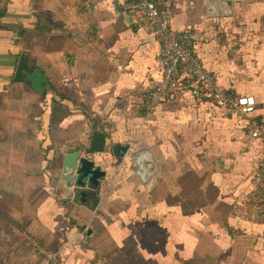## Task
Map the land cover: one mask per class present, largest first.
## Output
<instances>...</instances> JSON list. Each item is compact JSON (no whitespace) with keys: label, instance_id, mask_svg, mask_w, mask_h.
Listing matches in <instances>:
<instances>
[{"label":"crops","instance_id":"obj_1","mask_svg":"<svg viewBox=\"0 0 264 264\" xmlns=\"http://www.w3.org/2000/svg\"><path fill=\"white\" fill-rule=\"evenodd\" d=\"M53 1L0 0V35L12 39L0 46V101L10 99V110L23 104L0 123L7 133H0V264H44L25 231L65 249L58 264H105L92 245L105 249L106 264H264V213L254 217L242 205L264 136L184 86L145 120L148 94L163 75L162 46L136 0H97L89 9L84 0H57L60 10L65 2L78 8L56 9L60 29L48 17ZM156 2L173 11L175 26L193 30L224 90L255 96L251 118L264 130V0ZM31 47L47 68L25 72L42 78L29 91L14 78L32 61ZM117 144L130 146L124 157L114 154ZM68 146L95 162L94 176L104 175L101 194L85 185L75 200L65 197ZM203 146H229V156L203 158ZM144 150L151 161L137 170L129 154Z\"/></svg>","mask_w":264,"mask_h":264},{"label":"built area","instance_id":"obj_2","mask_svg":"<svg viewBox=\"0 0 264 264\" xmlns=\"http://www.w3.org/2000/svg\"><path fill=\"white\" fill-rule=\"evenodd\" d=\"M96 1L84 0L83 7L89 9ZM134 6L142 12L143 19L159 37L162 46L160 63L163 75L148 94L143 111L144 119L154 115L157 105L168 91L184 86L196 99L214 101L230 109L232 114L239 117L241 124L250 127L253 137L264 136L263 124L251 118L257 107L255 96L232 93L220 86L217 75L205 66L198 54L199 42L193 30L185 26H175L173 11L161 9L155 0H136ZM129 159L139 170L151 161V155L147 150L135 151L129 154ZM242 205L248 207L254 217L264 213V157L254 173L251 191L243 199ZM22 237L40 254L44 264H58L64 258L65 249H50L26 231Z\"/></svg>","mask_w":264,"mask_h":264},{"label":"water","instance_id":"obj_3","mask_svg":"<svg viewBox=\"0 0 264 264\" xmlns=\"http://www.w3.org/2000/svg\"><path fill=\"white\" fill-rule=\"evenodd\" d=\"M11 40L12 39L7 38V35H0V46L2 48L9 47ZM15 68H17V66H15ZM79 145L83 146L81 143H79ZM129 149V145L117 144L113 147V152L116 156L124 157ZM97 168L98 167L95 165V162L89 160V158H87L82 151L77 150L75 146H68L63 159V170L60 183L65 197L75 200L81 195V188L88 185L98 191V194H101L103 191L104 175L99 172L96 176H94V170ZM90 234L91 232H88L85 241H88V236H90ZM92 248L94 251L93 253H97L106 264L108 262V257L105 249L98 245H92Z\"/></svg>","mask_w":264,"mask_h":264},{"label":"rangeland","instance_id":"obj_4","mask_svg":"<svg viewBox=\"0 0 264 264\" xmlns=\"http://www.w3.org/2000/svg\"><path fill=\"white\" fill-rule=\"evenodd\" d=\"M54 2V7H53V9H54V14L53 15H51V14H48V17H49V19H50V21H52V22H54V26H57L59 29L60 28H62V24L61 23H55V21H56V19H57V14H56V9H58V6H57V0H54L53 1ZM244 2V1H243ZM243 3H241L240 2V5H242ZM63 5L66 7L64 10H68L69 9V7H71L72 9H74V10H78V8L77 7H75V5H71V4H69V3H67V2H65V3H63ZM64 10H60V9H58V11H60L59 13L60 14H62V12L64 11ZM241 11H243V10H241ZM90 12L89 11H84V12H82V14L83 15H88ZM75 15H77V14H75L74 13V15H73V17L75 16ZM71 20H73L72 18H71ZM33 39V37H31V40H28V42L30 43L31 41H32V44H31V46H35L36 48H40V45L41 44H39L38 43V41L37 40H32ZM36 43V44H35ZM27 47L28 46H26V49H27ZM43 47L41 46V49H42ZM30 50H31V53H32V50H33V48L31 47L30 48ZM34 53V52H33ZM31 54V55H29V53L28 52H26V55L25 56H29V58H31L32 57V61L31 60H29V59H25L24 60V64L22 65V66H24V68H23V70H22V73L18 76V70H17V72H16V74H15V76H18L19 77V79H22V81H21V83H24V82H26L27 83V88H26V84H24V85H21L22 87H23V89H28L29 91H30V89L32 88V89H40L41 88V80H42V78H41V80H40V82H36V81H34V80H29L28 78H27V75L25 74V72H29L31 75H36V76H38L39 74H38V72L40 73V69H43V68H47L46 67V65L45 64H43L42 63V66H41V63H40V58H37V57H35V55L34 54ZM26 58V57H25ZM28 58V57H27ZM39 78V77H38ZM16 79V77L14 78V80ZM20 92V91H19ZM33 94V93H32ZM26 95V94H25ZM26 97H28L27 95H26ZM18 98V100H20V101H22V99H21V95L19 96V97H17ZM33 100L35 101V98H33ZM10 102H11V100L10 99H5V98H3V100L1 99V101H0V123H5V122H7V117H8V114L10 113L11 115H16V114H18V113H22V111H23V104L22 103H20V107L19 108H16V109H11L10 110ZM9 106V107H8ZM8 107V108H7ZM39 109V108H38ZM42 109V108H41ZM40 109V110H41ZM28 123H30V122H28V121H26V122H24V124H28ZM15 124H17V123H15ZM8 125H9V123H8ZM0 133H2V134H7L6 132H0ZM8 135H3L1 138H6ZM57 136V135H56ZM203 141H205L204 139H203ZM228 148H230L229 146H221V147H219V146H207V147H205V146H203V158H205L206 156L207 157H211V158H213V157H215V156H219V157H224L225 159H227L228 158V154H227V150H228ZM246 148V147H245ZM239 151H241V153L238 155V160L237 161H239V162H242V159H241V156L243 155V152H242V149L240 148V150ZM245 151H246V149H245ZM230 165H228V167H229ZM237 167V169H240V166H236ZM133 170H134V167H133ZM226 170V169H225ZM220 183H221V181H220ZM243 185L244 184H242V186H240L241 188L243 187Z\"/></svg>","mask_w":264,"mask_h":264},{"label":"trees","instance_id":"obj_5","mask_svg":"<svg viewBox=\"0 0 264 264\" xmlns=\"http://www.w3.org/2000/svg\"><path fill=\"white\" fill-rule=\"evenodd\" d=\"M22 64H24V63H22ZM23 68H24V66H22V65L20 67H18V76L22 73ZM18 76H16V79L14 80L15 83H20L22 81V79H19Z\"/></svg>","mask_w":264,"mask_h":264},{"label":"flooded vegetation","instance_id":"obj_6","mask_svg":"<svg viewBox=\"0 0 264 264\" xmlns=\"http://www.w3.org/2000/svg\"><path fill=\"white\" fill-rule=\"evenodd\" d=\"M77 149V148H76ZM77 150H79V149H77Z\"/></svg>","mask_w":264,"mask_h":264}]
</instances>
